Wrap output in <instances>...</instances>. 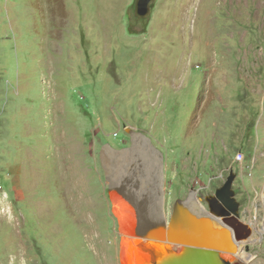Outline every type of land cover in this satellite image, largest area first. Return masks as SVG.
I'll use <instances>...</instances> for the list:
<instances>
[{
  "label": "rangeland",
  "instance_id": "obj_1",
  "mask_svg": "<svg viewBox=\"0 0 264 264\" xmlns=\"http://www.w3.org/2000/svg\"><path fill=\"white\" fill-rule=\"evenodd\" d=\"M135 3L0 0V264H121L115 190L169 218L232 173L264 264V0Z\"/></svg>",
  "mask_w": 264,
  "mask_h": 264
},
{
  "label": "water",
  "instance_id": "obj_2",
  "mask_svg": "<svg viewBox=\"0 0 264 264\" xmlns=\"http://www.w3.org/2000/svg\"><path fill=\"white\" fill-rule=\"evenodd\" d=\"M155 2L136 0L137 19H147ZM234 182L232 173L215 196L206 198L209 210L192 191L187 198L175 202L169 218L164 204L157 202L155 196L115 190V196L111 197L113 213L117 200L126 198L129 204L138 208L139 214L121 224L114 213L123 238L138 241L133 247L134 252L131 247L124 246L121 264H247L238 256L239 244L248 241L253 230L239 216ZM131 252L136 256H131Z\"/></svg>",
  "mask_w": 264,
  "mask_h": 264
},
{
  "label": "bare ground",
  "instance_id": "obj_3",
  "mask_svg": "<svg viewBox=\"0 0 264 264\" xmlns=\"http://www.w3.org/2000/svg\"><path fill=\"white\" fill-rule=\"evenodd\" d=\"M138 152V151H137ZM112 177V176H111ZM115 178V177H114ZM113 185L115 186L114 187V189L115 188H117L116 187V185L118 186L119 185V182L117 181V178H116V181H114L113 182ZM159 197V196H158ZM118 203V206H115L114 207V213H116L117 214V216H118V219H119V222L121 223V224H123V223H128V222H130L131 221V219L133 218V217H135V215H139L138 213H137V209L138 208H136V206L134 205V206H132L131 204H129L128 202H127V199L126 198H123V199H121V200H119V201H117ZM150 202H151V200H150ZM121 204V205H120ZM151 204V203H150ZM150 206V205H149ZM140 216H142V217H144L145 218V216L143 215V214H141L140 213ZM255 227V226H254ZM254 227H253V235H252V237L248 240V241H250V240H252L253 239V236H254ZM263 233H264V231H262ZM254 240H256L255 238H254ZM134 242V241H133ZM138 242V241H137ZM132 244H134V243H131V244H128L127 246L128 247H131L132 248V250L131 251H133V247L135 246V244L134 245H132ZM134 252V251H133ZM133 252H131V256H133L134 255V253ZM136 255H134L133 257H135ZM239 256V255H238ZM240 258V257H239ZM241 259V258H240Z\"/></svg>",
  "mask_w": 264,
  "mask_h": 264
},
{
  "label": "built area",
  "instance_id": "obj_4",
  "mask_svg": "<svg viewBox=\"0 0 264 264\" xmlns=\"http://www.w3.org/2000/svg\"><path fill=\"white\" fill-rule=\"evenodd\" d=\"M221 178H223V175H220V176H218V177H216V178H214V179H221ZM209 183H210V181H209ZM199 189H200V188H199ZM199 189H198V190H199ZM198 190H197V191H198Z\"/></svg>",
  "mask_w": 264,
  "mask_h": 264
}]
</instances>
